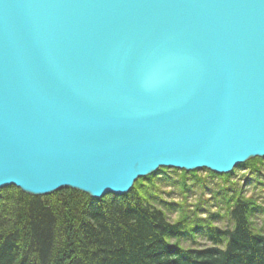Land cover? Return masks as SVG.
I'll list each match as a JSON object with an SVG mask.
<instances>
[{
    "label": "water",
    "instance_id": "1",
    "mask_svg": "<svg viewBox=\"0 0 264 264\" xmlns=\"http://www.w3.org/2000/svg\"><path fill=\"white\" fill-rule=\"evenodd\" d=\"M264 158V0H0V189L121 196Z\"/></svg>",
    "mask_w": 264,
    "mask_h": 264
},
{
    "label": "trees",
    "instance_id": "2",
    "mask_svg": "<svg viewBox=\"0 0 264 264\" xmlns=\"http://www.w3.org/2000/svg\"><path fill=\"white\" fill-rule=\"evenodd\" d=\"M263 162L251 158L241 166L258 170ZM175 170L180 179L172 180L164 167L139 179L127 194L99 199L71 188L44 196L13 185L0 189V264H264L259 198L228 183L233 171L209 170L228 181L214 193L223 212L203 206L210 198L188 209L185 200L165 198L161 182L167 178L187 193L189 175L199 184L205 177ZM199 235L212 243L184 244Z\"/></svg>",
    "mask_w": 264,
    "mask_h": 264
},
{
    "label": "rangeland",
    "instance_id": "3",
    "mask_svg": "<svg viewBox=\"0 0 264 264\" xmlns=\"http://www.w3.org/2000/svg\"><path fill=\"white\" fill-rule=\"evenodd\" d=\"M259 158V157H253ZM264 159V158H261ZM251 160V159H250ZM259 169L255 170L252 167H244L239 166L233 170V174L230 176L229 182L225 181L223 177L213 176L209 169H197V173L200 177H205L204 183H198V179L194 178V176L189 175L187 183L190 184L189 191L187 193H183L178 184L169 182L166 179L161 182L160 186H163L161 191H166L163 195L165 198L171 201H183L185 200L187 208L189 206L191 209L195 208L199 201L203 202L206 198H210L207 204H203V206L209 207L212 210H224L222 203H218V200L214 198V193L219 190L224 181L227 183L234 182L236 187H243L246 193L255 194L261 203L264 204V183H259L260 181H264V162L258 166ZM177 169V168H175ZM174 168H169L168 173L171 175L172 180L180 179L181 175ZM179 171H182L179 169ZM211 171V170H210ZM213 172V171H212ZM188 198V199H187ZM178 214L172 213L170 214V218L173 220L177 219ZM205 216V215H204ZM257 224L264 227V217H260L257 219ZM219 225H224V221L219 222ZM197 242H184L185 245H210L212 240L206 238L203 235H199L197 238Z\"/></svg>",
    "mask_w": 264,
    "mask_h": 264
}]
</instances>
